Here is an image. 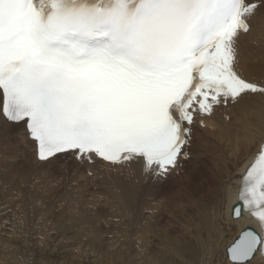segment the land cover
Masks as SVG:
<instances>
[{"label": "snow or ice", "instance_id": "snow-or-ice-1", "mask_svg": "<svg viewBox=\"0 0 264 264\" xmlns=\"http://www.w3.org/2000/svg\"><path fill=\"white\" fill-rule=\"evenodd\" d=\"M47 9V11H45ZM264 0H0V138L23 129L37 158L139 161L171 174L197 118L264 97L235 67ZM11 126V128H10ZM225 264H264V144L239 176Z\"/></svg>", "mask_w": 264, "mask_h": 264}, {"label": "bare ground", "instance_id": "bare-ground-1", "mask_svg": "<svg viewBox=\"0 0 264 264\" xmlns=\"http://www.w3.org/2000/svg\"><path fill=\"white\" fill-rule=\"evenodd\" d=\"M249 23H250V30L247 33L241 32L239 35V39L237 41V44H236L235 67H236L237 71L241 74L242 77H244L250 81L264 82V9L259 10L250 19ZM0 128H2V121H0ZM10 128H11V126H10ZM263 142H264V97H261L259 95L246 97L245 100L241 101L238 104H231L230 103L228 105L217 106L214 110V113L211 116L204 115V116L198 117L196 123L193 125V135L191 138V143L188 147L189 158L187 161L180 162V166L182 167L181 169L185 168L187 164H188L187 165L188 169L183 170L185 172L184 176H185L186 180L184 183H185L186 187L184 189L185 191L183 192L184 194L182 195L183 198L180 199V197H182V196H179L180 201L178 200V202H179V204H181V206L180 205L179 206L183 208V211H188V214L186 216L189 218H187L184 222L182 221V223L179 225L189 235L188 236L189 239L187 237H185L183 234H181V236L172 235L171 231L169 232L166 230L168 228L162 227L163 229H165L163 231V233H161V234H159L158 232L152 233L153 235H155L157 233L156 234L157 236L161 235L158 237V238H160L159 239L160 244H158L156 247L157 252L156 253L153 252V253L149 254L150 251H148V250H150V249L145 247L146 250H145V248L143 249V250H145L144 254H149L150 256L146 257V258H148V261H145L146 259L142 258L143 256L140 257V258H142L141 259L142 261L140 260L141 264H165V263H167V260L170 257H173V255L175 256V255L180 254L185 248H187L186 250H188L187 251L188 257L184 256V259H183V257H182V259H180L181 257L178 256L181 264H225L226 259L224 258L225 257L224 252H225L227 244L230 242V240L232 238H234L238 234V231L242 227L247 226L249 221H250V217H247V216L242 217L240 219H234L232 216V208H233V205L235 204V202L237 201V192H238V188H239L238 182L240 179L239 176H240V174H242V171L244 170L246 164L251 159L256 148L258 146H260ZM14 153L23 162V163H21L22 164L21 167L19 165V168L16 171L18 173H20V177H21V174L23 175L21 177L22 180L24 179L23 181L26 180L25 179V177H26L27 182L28 181L30 182L33 177H34L33 178V181H34V179L37 178L39 175L41 176V173L42 174L44 173L43 172L44 168L42 166L56 162L60 158H67V159H65V161H60L59 169L62 171H65V172H70L71 173V180L76 182V180L78 181V179L87 178L85 176V174L81 171L80 168H76L78 165H84V168L87 169V172H92V175H93L92 178L93 179H97V178L104 179V178H106L105 180H102V182L104 184L109 186L108 195H106V198L107 199L112 198V202H113L112 205L117 206L118 207L117 209H120L118 211L122 212L125 216L127 215V211L125 208V206H126L125 205V199L129 198L131 193L130 194H124L121 192V190L126 189L130 185L131 192H133L135 190V186H138L137 181H140L139 178L145 174V172L143 170L142 163L139 161L126 162L123 164H120V163L108 164V163H104V162L94 158V160L90 164L86 160L85 161L77 160L75 158V156L73 157V155L71 153L57 155L55 158L52 159L51 162L40 161L37 158V146H36V144L32 141V139L29 136H27L24 133V130L21 128V129L12 130L10 132L7 145L3 144L2 138H0V176H2V178H4L1 181L0 188H3L4 190L9 189L10 183L12 185L14 184L13 186H15L18 184H15L13 182H15L16 180H17L16 183L19 182L18 179H16L17 173L14 171L15 169L11 170V168H14V166L18 165V164L9 161V165H7L6 168H10V169H6L5 167H4L5 169H2L3 165H1V164H4L5 161H3V159H5L6 157H8L10 159L14 158ZM119 166H126L127 169L123 172H120V173L113 172V168H118ZM78 167H80V166H78ZM18 177H19V175L17 176V178ZM45 177L48 178V176H45ZM40 178H37V179H40ZM53 178L55 179V177H53ZM37 179H36V181L38 182L39 180H37ZM54 179L51 178V180H53V181H51V180L50 181L55 183L56 181ZM61 179H62V177H61ZM19 180H21V179H19ZM22 180L20 183H22ZM40 180H42V179H40ZM36 181H34V182L36 183ZM47 181H49V179H47ZM47 181L45 180L46 184H47ZM50 181L48 183H50ZM64 181H65V179H64ZM58 182L60 183V181H58ZM23 183L26 184V182H23ZM30 183H32V182H30ZM35 183H32V184H35ZM54 183H52V184L56 185ZM114 183H117L118 185H114ZM32 184H31V186H32ZM36 184L33 186L35 187ZM12 185L10 188H13ZM70 185H71V183H70ZM37 186L35 188L34 187H32L30 189L28 188L29 190L27 189L28 190L27 192H29V194H28L29 196L26 195L29 198V201H28L29 203L27 202L29 204L28 208H30L31 206L33 207V205L36 204L35 200L38 199V197H39V194L37 195V193L45 192L44 188H43V191L41 192L42 186H40V185H39L40 187H37ZM45 186L49 187V185H45ZM45 186H43V187H45ZM62 186H60V187H62ZM181 186H183V185H181ZM202 186H203V190H199V187H202ZM58 187L59 186H57V188ZM192 187H198V188L192 189ZM19 188H21V187H19ZM55 188H56V186H55ZM71 188H72V186H71ZM48 189L49 188H47V192H45L46 194L45 193H43V194H45L49 197V194L55 189H53L52 191H51V189L50 190H48ZM182 189L180 191H183ZM67 190H68V188H67ZM78 190L76 192L80 191V190L79 191ZM13 191L17 192L18 190H16V187H15V189H13L12 192ZM72 191H74V190H72ZM68 192H69V190H68ZM81 193L79 194V196L81 195ZM76 194H73V195H76ZM69 195H70L69 199H72V197H74V196H72V192L68 193V197H69ZM79 196H78V198H79ZM31 197H32L33 205H31ZM59 197H60V195H59ZM61 197H62V195H61ZM75 197L77 198V196H75ZM81 197L82 196H80V198H79L80 200H81ZM83 197H82V200H83ZM45 198L46 197H44L43 200ZM76 198H75V201H76ZM176 198H178V197H176ZM59 199L60 198H58V201H59ZM63 199H65V198L62 197L60 199V204H61V201ZM46 201H47V198H46ZM67 201H69V200H67ZM69 202L67 203V204H69V207L71 206L70 204H74V203H69ZM24 203H26V202H24ZM62 203H64V202L62 201ZM75 203L78 205L79 202L78 203L75 202ZM85 203L83 202V205ZM43 204H45V206H47V208H49V210H50L51 206L48 207V205H46L47 203H45V202H43ZM91 204L93 206V203H91ZM39 205H40L39 207H41L42 204H39ZM75 205H73V207H71V208L73 209ZM86 205H87V203H86ZM88 205L91 206L90 203ZM112 205H111V207H112ZM174 205H171L170 208ZM85 206L81 205V207H83V208H85ZM36 207L34 206L33 208H35L34 210L38 211V209H36ZM81 207H79V208H81ZM40 209H42V208H40ZM74 209L70 212V215L72 212L74 213V211H75ZM82 209H80V210H82ZM165 210H167V212H168L169 209H165ZM165 210H164V212H165ZM173 210H174V208H173ZM41 211L42 210H40L39 212H41ZM82 211H79L78 214L80 213L79 215H82ZM88 211H89V209L85 213L89 214ZM39 212H34V213L38 214ZM85 213L81 217H83L85 220L88 221V219H86L84 217ZM182 213H184V212H182ZM74 214H76V216H77V212H75ZM119 215H120V213H119ZM34 216H35V214H34ZM72 218H74V217L72 216ZM72 218L70 220H72ZM114 218H116V217H114ZM16 219H17V217H16ZM91 219L93 220V218H91ZM39 220L41 221V219H39ZM39 220H37V221H39ZM31 221H33V220H31ZM73 221H77V220L74 219ZM80 221L78 220V222H80ZM86 222H84L83 225ZM37 223H39V222H37ZM73 223L76 224V222H73ZM62 224L63 223H61V222L56 224L59 232H61L65 229V226H63ZM89 224H90V222H89ZM117 224L119 225V222H117ZM121 224H120V226H121ZM153 224H154V222H153ZM174 224H176V223H174ZM171 225H173V224H171ZM120 226H118V227H120ZM145 227L147 228L146 225H145ZM117 228H115V229H117ZM154 228L156 231V228H158V227L155 226V227H153V229ZM86 231H87V233L85 234V235H87L86 238L87 239L91 238V240H93L92 238H94L96 235L94 227L93 228H86ZM175 231L180 232L178 230H175ZM105 232H106V230H105ZM148 232H145V233H148ZM139 233L140 232H138V236H140V235L142 236V234L140 233V235H139ZM112 234H113L115 240L112 239V236L110 237L111 239H110L109 248L107 246V252L110 249L109 253L113 255V257H112L113 259H123L124 258V260H125L127 258L126 255H127L129 250L126 249L128 247H126V248L124 247L125 245H123V246H121V245L123 244L122 241L126 237L122 240L123 236L122 237H121V235L116 236V234H114V232ZM100 235L101 234H99V236ZM138 236H137V239H138ZM141 236H140V238H141ZM143 236H148V235L144 234ZM151 237H153V236H151ZM96 238L98 239V235H96ZM144 238H141L140 242L146 241V239L143 240ZM81 239L85 240L84 237ZM100 239H102V238H99V240ZM99 240H98V242H99ZM151 240L148 239L147 241L150 242ZM94 241H96V240H94ZM101 241L102 240H100V244H101ZM120 241H121V245H118V242H120ZM135 241H137V240H135ZM98 242H97V244L99 245ZM106 242L107 241H104V243H106ZM140 242H137V243L140 244ZM154 242H152V243H154ZM90 243H93V242H90ZM94 243H96V242H94ZM141 243H143V242H141ZM152 243L150 242V244L153 246ZM142 245L145 246L144 243ZM8 246L11 248H14V246H12V245L10 246L9 244L6 245L4 242L0 241V257L3 258L6 255V257H5L6 260L9 257H10V259H11V257L13 258V255H12V253H10V249L8 248ZM94 246H96V245H94ZM139 246H141V245H139ZM130 248H131V246H130ZM140 249L141 248L139 247V250ZM143 250L141 251L142 253H143ZM104 251L106 252V248ZM99 252L102 253V249H99ZM142 253H140V254H142ZM13 254H14V252H13ZM138 258L139 257L137 256V259ZM128 260L126 261V264L128 263ZM130 260H131V258H130ZM46 262H48V261H46ZM107 262L105 261V264ZM109 262L110 263L113 262V264H114V261H109ZM0 264H5V261L2 260L0 262ZM134 264H136V263H134ZM138 264H140V262Z\"/></svg>", "mask_w": 264, "mask_h": 264}, {"label": "rangeland", "instance_id": "rangeland-1", "mask_svg": "<svg viewBox=\"0 0 264 264\" xmlns=\"http://www.w3.org/2000/svg\"><path fill=\"white\" fill-rule=\"evenodd\" d=\"M65 159H67V158H60L56 162L42 166L44 168L43 169L44 173L43 174L41 173V176L42 177L44 176V177L42 178L40 175L37 177V178L41 177L40 179H42V180L35 178L34 181H36V179L40 181V182L36 181V183H37L36 184L33 181V178H34L33 177L32 180L30 181L32 183H35L36 186L38 184L40 186H42L41 192L43 191V188H44L45 192H47V188H49L48 190L51 189V191L53 189H55L50 193L51 195L49 194V197L47 195H45L46 194L45 192L37 193V195L39 194V197H38L39 200L36 199L35 200L36 204H34V205L32 202L33 196L31 197V205H33V207L37 206L38 208L36 207V209H38V211L34 210L35 208H33L31 205H30L31 207L28 208L29 207V204H28L29 198L27 196H29L28 195L29 192H27V191L30 188L34 187L33 185H35V184H32L29 181H28L29 182L28 183L26 181L27 178L25 176L24 177L26 180L23 181L24 179L22 180V178H21L23 175L21 174V177H20V173H18L16 171L19 168V165L21 167V165H22L21 163H23L22 160H20L15 155V153H14V158L10 159V158L6 157L5 159H3V161H5V162H4V164H1V165H3L2 169H5L6 166L9 165V161L18 164V165H15L14 168H11V170L15 169L14 171L17 173L16 175L17 176L19 175L18 178L16 176V179H18L19 182L16 183L17 182L16 179H15L16 181L13 182L15 184H18L19 186L18 185L13 186L14 184L12 185L10 183L9 184L10 190L9 189L4 190L3 188H0V241L4 242L6 245L9 244L10 246L11 245L14 246V248H11L8 246V248L10 249V253H12V255H13V258L11 257V259H10V257H9L6 260L5 259L6 255H5L3 258L0 257V262L3 260V261H5V264H42V263L43 264H61V263L62 264H105V261L107 262L109 260V261H114V264H126V261L129 259L127 264H130V263L131 264H134V263L138 264L139 262L141 264L142 258H145L146 260L145 259L144 260L148 261V258H146V257H149L150 256L149 254H151L153 252L154 253L157 252L156 247L158 244H160V242H159L160 238H158V237L161 236L159 234L163 233V231L165 230L163 228H165V227L168 228L166 230L169 232L171 231L172 235L181 236V234H183L185 237L188 238L189 235L179 225L182 223V221L184 222L187 218H189L186 216L188 214V211H183V208L180 207L181 204H179V202H178V200L180 201V199L183 198L182 195L184 194L183 192L185 191L184 189L186 186H185L184 182H185L186 178L184 176L185 172L183 170L188 169L187 168L188 164L186 165L185 168L180 169L179 171L175 172L173 175H167L166 177H164V176H160V177L157 176L156 177L153 175L144 174L142 177L139 178L140 181H137L138 186H135V190L133 192H131L130 185L126 189L121 190V192L124 194H130L131 193L130 197L125 199V205H126L125 208L127 211V215L125 216L122 212L118 211L120 209H117L118 208L117 206L112 205L113 204L112 198L111 199L106 198V195H108L109 186L102 182V180H105L106 178H104V179H101V178L93 179L92 178L93 177L92 172H87V169L84 168V165H78L80 167L77 166L76 168H80L81 171L85 174V176L87 178H81V179H78V181L76 180V182H74L71 180V173L70 172H65V171H62L59 169L60 161H65ZM88 163L91 164V162H88ZM6 169H10V168H6ZM126 169H127L126 166H120L118 168H113V172L120 173V172L125 171ZM45 176H48V178ZM53 177H55V179ZM61 177H62V179H61ZM51 178L54 179L56 182L55 183L51 182V181H53V180H51ZM63 178L65 179V181ZM3 179L4 178H2V176H0V185H1V181ZM19 179L22 180V183L26 182V184L20 183L21 180H19ZM47 179H49V181L51 180L50 183H48L49 181H47ZM45 180L47 181V184H46ZM57 180L60 181V183ZM69 182L71 183V185ZM52 183H54L56 185H53ZM31 184H32V186H31ZM11 185L13 186V188H10ZM39 185L37 187H40ZM45 185H49V187L48 186L46 187ZM114 185H118V184L114 183ZM181 185H183V186H181ZM43 186H45V187H43ZM55 186H56V188H55ZM57 186H59V187L57 188ZM60 186H62V187H60ZM71 186H72V188H71ZM15 187H16V190H18V191L12 192V190L15 189ZM19 187H21V188H19ZM67 188H68L69 192H72V196H74V197L71 196L72 199H69L70 195L68 197L69 192H68ZM196 188H198V187H192V189H196ZM76 189L77 190L79 189L83 193L82 194L78 190L81 193L80 196H82V197L84 196L83 200L85 198L87 200L85 199L83 201L82 197L80 200L79 199L80 193L76 192L77 191ZM181 189L183 191H180ZM72 190H74V191H72ZM199 190H203V186L199 187ZM43 193H45V194H43ZM73 194H76V195H73ZM59 195H60V197H59ZM61 195L65 199L62 200L64 203H62V201H61V204H60V199L62 198ZM75 196H77V198L79 196V198L77 199ZM179 196H182V197H180V199H179ZM44 197L47 198L48 202L46 201V198L43 200ZM176 197H178V198H176ZM58 198H60L59 201H58ZM75 198H76V201H75ZM67 200H69L70 202ZM82 201L84 203L86 202L87 205H86V203L83 205ZM24 202H26V203H24ZM43 202L47 203L46 205H48V207L51 206L50 210H49V208H47V206H45V204H43ZM68 202L74 203V204H70L71 206L69 207V204H67ZM75 202H77V203L79 202L78 205ZM89 203L91 206H92L91 203H93V206L92 207L89 206L88 205ZM39 204H42L41 207H39L40 206ZM73 205H75L74 206L75 209L74 208L73 209L75 210L74 213L77 212V216L73 212L70 215V212L73 210L71 208V207H73ZM81 205L82 206L86 205V206H85V208H83V207H81ZM111 205H112V207H111ZM171 205H174V206H172L170 208ZM78 206L81 208H79ZM40 208H42V209H40ZM87 208L89 209V211H88L89 214L85 213L88 210ZM164 208L169 209L168 212ZM173 208H174V210H173ZM80 209H82L83 211ZM40 210H42V211L39 212ZM164 210H165V212H164ZM79 211H82V215H79L80 213L78 214ZM34 212H39V213L36 214ZM83 212L85 213L84 217L86 219H88V221L85 220L83 217H81L84 214ZM182 212H184V213H182ZM119 213H120V215H119ZM34 214H35V216H34ZM72 216L74 218H72ZM16 217H17V219H16ZM70 217L72 218V220H70L71 219ZM112 217L113 218L116 217V218L113 219ZM38 218L41 219V221ZM91 218H93V220ZM74 219H76L77 221H73ZM31 220H33V221H31ZM37 220H39V221H37ZM78 220L79 221L81 220V221L78 222ZM36 221L39 223H37ZM59 222L63 223L62 225L65 226V229L63 228L64 230L61 232L58 231L57 226H56V224H58ZM73 222H76V224ZM84 222H86V223L83 225ZM89 222H90V224H89ZM117 222H119V225L117 224ZM153 222H154V224H153ZM174 223H176V224H174ZM120 224H121V226H120ZM171 224H173V225H171ZM117 225L120 226L121 228L118 227ZM145 225L147 226V228L145 227ZM155 226L159 228V229L156 228V231H155V228L153 229V227H155ZM93 227L95 229V234L98 235V239L96 238V235L94 238H92L93 240H91V238L87 239L86 238L87 235H85L87 233L86 228H93ZM115 228H117V229H115ZM105 230H106V232H105ZM175 230H178L180 232H177ZM113 232H114V234H116V236H118V235H121V237L123 236L122 240L126 237L124 239L125 241L124 240L122 241L123 244L121 245V241H120V242H118V245H121V246L125 245L124 246L125 248L128 247L126 249H128L130 252L128 251V253L126 255L127 260L126 259L124 260V258L123 259H113L112 258L113 255L109 253L110 249L107 252V246L109 248V244H110V239H111L110 237L112 236V239L115 240L114 236L112 234ZM138 232H140L142 234V236L144 234L148 235V236L142 237L139 233L141 238L145 237L143 240L146 239V241H141L144 243L145 246H143L142 245L143 243L140 242L141 238H140V236H138ZM145 232H148V233H145ZM153 232L154 233L158 232L159 236L156 235L157 233L155 235H153L152 234ZM81 233L82 234L84 233V234L82 235ZM99 234H101V235L99 236ZM137 236H138V239H137ZM151 236H153V237H151ZM83 237L85 238V240L81 239ZM99 238H102V239H100L103 241V242L101 241V244H100ZM148 239L153 240V241L152 240L150 241L151 243L154 241L156 242L157 240L158 241L156 243L155 242L152 243L153 244V246H152L150 244V242L147 241ZM94 240H96V241H94ZM98 240H99V242H98ZM135 240H137V241H135ZM104 241H107V242L104 243ZM90 242H93V243H90ZM94 242H96V243H94ZM97 242L99 243L100 246L97 244ZM137 242H140V244ZM94 245H96V246H94ZM137 245L138 246L141 245L139 247L142 250L145 247L150 249V250L147 249L148 251H150V253L144 254V251L146 250V248H145V250H143V253H142L141 252L142 250L141 249L139 250V247ZM130 246H131V248H130ZM105 248H106V252L104 251ZM99 249H102L103 254L99 252ZM186 249L187 248H185L180 254L175 255V256L173 255V257H170L167 260V263H165V264H181L179 261V257H181L180 259H182V257L184 259V256L188 257V252H187L188 250H186ZM13 252H14V254H13ZM140 253H142V254H140ZM137 256L139 258L142 256L143 257L140 259L139 258L137 259ZM224 256H225L224 258L226 259V252H224ZM130 258H131V260H130ZM46 261H48V262H46ZM108 262L106 264H113V262H111V263L110 262L108 263Z\"/></svg>", "mask_w": 264, "mask_h": 264}]
</instances>
